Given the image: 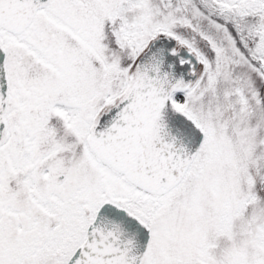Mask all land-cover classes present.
<instances>
[{"label":"snow or ice","instance_id":"snow-or-ice-1","mask_svg":"<svg viewBox=\"0 0 264 264\" xmlns=\"http://www.w3.org/2000/svg\"><path fill=\"white\" fill-rule=\"evenodd\" d=\"M0 264H264V0H0Z\"/></svg>","mask_w":264,"mask_h":264}]
</instances>
